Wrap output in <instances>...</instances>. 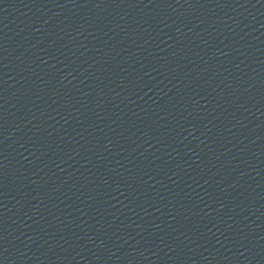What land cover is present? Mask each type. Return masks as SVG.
<instances>
[{
  "label": "water",
  "instance_id": "obj_1",
  "mask_svg": "<svg viewBox=\"0 0 264 264\" xmlns=\"http://www.w3.org/2000/svg\"><path fill=\"white\" fill-rule=\"evenodd\" d=\"M0 264H264V0H0Z\"/></svg>",
  "mask_w": 264,
  "mask_h": 264
}]
</instances>
